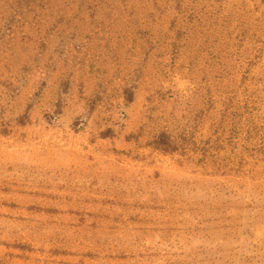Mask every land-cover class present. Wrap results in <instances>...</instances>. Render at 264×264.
Returning <instances> with one entry per match:
<instances>
[{"label": "rangeland", "instance_id": "rangeland-1", "mask_svg": "<svg viewBox=\"0 0 264 264\" xmlns=\"http://www.w3.org/2000/svg\"><path fill=\"white\" fill-rule=\"evenodd\" d=\"M0 264H264V0H0Z\"/></svg>", "mask_w": 264, "mask_h": 264}, {"label": "trees", "instance_id": "trees-1", "mask_svg": "<svg viewBox=\"0 0 264 264\" xmlns=\"http://www.w3.org/2000/svg\"><path fill=\"white\" fill-rule=\"evenodd\" d=\"M169 147V146H168ZM177 147V146H176ZM169 149H170V147H169ZM172 149H174V148H172Z\"/></svg>", "mask_w": 264, "mask_h": 264}]
</instances>
